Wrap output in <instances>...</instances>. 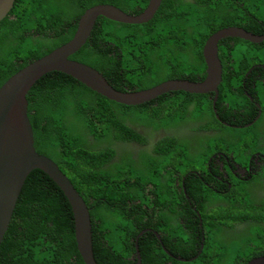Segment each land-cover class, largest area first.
<instances>
[{"label": "trees", "instance_id": "16d2710c", "mask_svg": "<svg viewBox=\"0 0 264 264\" xmlns=\"http://www.w3.org/2000/svg\"><path fill=\"white\" fill-rule=\"evenodd\" d=\"M251 1L163 0L155 17L139 25L100 17L87 43L71 59L95 68L123 92L173 79L201 82L206 76L203 48L211 35L232 26L264 34V0ZM149 2L16 0L0 22V88L19 70L69 42L89 8L109 4L139 15ZM246 20L257 23L254 30L245 27ZM235 40L243 51L255 47L263 56L264 42ZM234 86L239 88L235 98L223 89L227 85L221 86L216 108L234 125L245 126L244 117L257 116V108L240 84ZM27 99L36 150L59 165L90 209L99 264L136 262L138 237L147 264H247L264 255V197L259 201L255 194L263 180L240 181L242 189L230 204L222 187L207 185L209 168L222 173L214 159L209 164L217 147L228 146L226 153L242 159L244 154L237 150L242 141L237 138L255 127H228V136L215 135L212 146H203L198 132L196 138L190 134L191 121H217L213 96L179 91L128 106L71 76L51 72ZM160 130L163 139H154ZM183 178L184 186L175 189ZM173 203L180 211L172 210ZM155 232L161 233V241ZM0 264H85L77 248L71 205L41 170L33 171L23 187L0 247Z\"/></svg>", "mask_w": 264, "mask_h": 264}, {"label": "water", "instance_id": "95a60500", "mask_svg": "<svg viewBox=\"0 0 264 264\" xmlns=\"http://www.w3.org/2000/svg\"><path fill=\"white\" fill-rule=\"evenodd\" d=\"M16 0H0V22L13 10ZM163 0H150L148 7L139 15L129 14L120 8L96 5L80 17L74 37L40 59L31 62L11 76L0 88V247L9 230L23 187L35 170L46 173L64 192L74 215L75 239L85 264H99L94 255L93 225L90 209L69 177L51 158L40 154L35 148L33 127L29 118L28 94L46 74L61 72L84 84L94 92L111 101L128 106L150 102L170 92L184 91L191 94L216 93L223 82V65L218 49L226 38H240L251 43L264 42V34L256 35L241 27L223 28L209 37L203 48L206 76L201 82L190 80H167L152 88L123 92L115 89L106 77L95 68L71 59L91 37L100 17L130 25L151 21ZM142 232L139 236H141ZM156 236L160 239L158 233ZM136 240L137 257L132 264L142 261ZM195 259V258H194ZM192 259V260H194ZM247 264H264V256L256 257Z\"/></svg>", "mask_w": 264, "mask_h": 264}, {"label": "flooded vegetation", "instance_id": "af4514ba", "mask_svg": "<svg viewBox=\"0 0 264 264\" xmlns=\"http://www.w3.org/2000/svg\"><path fill=\"white\" fill-rule=\"evenodd\" d=\"M258 21L263 22V20L262 21L258 20ZM254 22H255L254 20L253 21L246 20L244 21V25L248 30H254V27L257 24V23L254 24ZM236 27H240V26H236ZM235 39H239V38H230L228 40L226 39L225 42H220L219 44L218 53L223 58L221 59L220 57L223 65V82L219 87V95H220L221 86L224 85H227V88H223V89H225L226 91L229 90L232 94L231 96H233L236 91H239V88H237L239 87V85L235 87L234 86L235 84H233V80H235L238 84H240L243 87L244 94L247 96L250 102L257 108V113H256L257 116L251 115L244 117L245 121H247V124L245 126L234 125L233 122L235 121H231L229 119L224 118L223 114L222 116H220L218 114V110L217 113L215 112L217 121L208 117H206L204 121H200V122L191 121L190 134L193 135L194 138H196L198 132V136L200 137V139H202L206 143L203 144V146H212V144H209V142L215 135H216L215 136L216 139L225 138V134L227 132L226 130L228 127L237 128L239 130L242 129L243 127L248 129L254 128L262 120L261 117L264 116V104L260 101L259 99L260 96L258 94L260 93L261 90H264V61L262 60V52L258 51V48L250 47L249 49H246L242 53L238 54L237 49L240 43ZM223 47H227V50H224ZM225 54H228V56L226 57ZM237 55H239V57ZM206 95H209V99H211V96L214 97V100L216 98V93L214 92H211ZM214 100H213V107H214ZM217 102H216V107H217ZM225 105L227 107H230L229 102H226ZM207 125H212L215 126L216 128L207 127ZM163 132H164L163 130L157 132L155 134L156 136L154 137V139L157 137L163 139L164 136ZM247 133L248 131L246 132V134ZM260 133L263 132L261 131ZM228 134L229 133L227 132V136ZM237 139L239 141H242V143L238 145L239 147L237 148V150L241 151L242 154H244V157L242 159L236 160L235 154L233 155V153H228V152L226 153L225 149L228 146L217 147V149L214 151L215 153L209 159L210 165L214 159L215 165H219L220 171L222 173H220V175H217L216 173L212 172L211 168H209V173H210L208 175L209 183L207 185L210 186L212 189H216L217 187L218 188L222 187L223 190L221 191V193H223L226 196L227 204H230V202L232 201L231 198H234L237 192L241 191L242 187L240 185L241 183L239 182L242 180L243 181L249 180V182L254 183L256 182V178H260L261 180H263V182L261 185L258 186V188L264 187V151H263L264 136L261 137L262 142L258 141L257 139L254 140L252 134L239 136ZM151 140H153V138ZM223 157L225 159L220 160V158ZM230 174H232V176L236 178L239 182L234 181L229 176ZM184 181L185 180L183 178L180 183L177 182L174 188L179 189L180 185L184 186ZM224 185H226L227 189L226 188L224 189ZM255 187L256 186L254 185L252 188L253 193L257 188ZM181 188L184 191L186 198L188 199V196L184 188L183 187ZM258 188L256 189L255 194L258 195L259 201H263L264 190H258ZM161 193L162 192L160 190L158 195H160ZM149 197L153 199L156 197V195L152 193V195H150ZM171 208L175 212L180 211V209L176 207L174 203L171 205ZM249 210L250 212H254V210H252L251 208ZM148 231H151V229L144 230V232H148ZM156 233L158 232H155V235ZM158 234L160 236V239L157 236L156 237L159 241H161L162 239L161 233ZM203 242H202L203 245L201 250L204 248ZM262 256H258V257H262Z\"/></svg>", "mask_w": 264, "mask_h": 264}, {"label": "rangeland", "instance_id": "374dc122", "mask_svg": "<svg viewBox=\"0 0 264 264\" xmlns=\"http://www.w3.org/2000/svg\"><path fill=\"white\" fill-rule=\"evenodd\" d=\"M251 1V0H249ZM252 2V1H251ZM238 54L243 52V48L241 46H238L237 49ZM264 56V53H263ZM262 56V57H263ZM262 60L264 61V58H262ZM237 83L235 80L233 81V84ZM260 96V101L264 104V90H261L260 93H258ZM232 98H235L234 96ZM263 133H260V132ZM252 137L254 140L256 139H261V137L264 136V118L256 125V127L251 131ZM262 142V141H261ZM264 151V150H263ZM241 183V182H240ZM242 184V183H241ZM234 255V252H233ZM224 264H229V262H225Z\"/></svg>", "mask_w": 264, "mask_h": 264}]
</instances>
